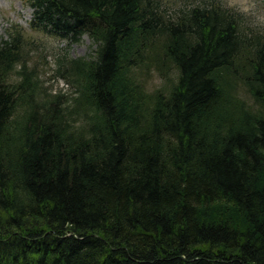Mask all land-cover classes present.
Listing matches in <instances>:
<instances>
[{
  "label": "trees",
  "instance_id": "1",
  "mask_svg": "<svg viewBox=\"0 0 264 264\" xmlns=\"http://www.w3.org/2000/svg\"><path fill=\"white\" fill-rule=\"evenodd\" d=\"M27 1L96 47L58 58L65 94L0 37V264H264V32L215 0Z\"/></svg>",
  "mask_w": 264,
  "mask_h": 264
},
{
  "label": "rangeland",
  "instance_id": "2",
  "mask_svg": "<svg viewBox=\"0 0 264 264\" xmlns=\"http://www.w3.org/2000/svg\"><path fill=\"white\" fill-rule=\"evenodd\" d=\"M178 6L186 0H169ZM191 1V0H187ZM223 5L235 8L244 14L246 25L254 31L264 32V0H215ZM33 17V8L27 0H0V37L8 38L6 31L12 25L18 24L25 29L26 60L35 66L41 75L44 85L49 89L68 94L71 86L59 76L57 62L65 50L71 57L89 56L96 45L88 35L82 36L79 41L69 46L66 40L53 37L49 34L35 31L30 27ZM142 84L149 91H153L163 84L160 73L153 71L149 76L141 77ZM242 96L249 99V95L242 91Z\"/></svg>",
  "mask_w": 264,
  "mask_h": 264
}]
</instances>
